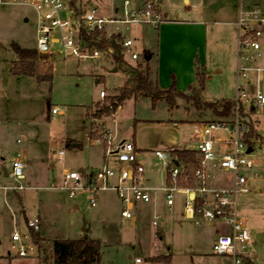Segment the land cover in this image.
Returning <instances> with one entry per match:
<instances>
[{"label":"rangeland","instance_id":"obj_1","mask_svg":"<svg viewBox=\"0 0 264 264\" xmlns=\"http://www.w3.org/2000/svg\"><path fill=\"white\" fill-rule=\"evenodd\" d=\"M78 1L97 6L103 15L111 16L112 6L122 0ZM202 3L203 0H190L189 3L160 0L159 7L162 12H168V19L197 20L200 19ZM253 6L263 9L261 4ZM229 10L217 16L210 13L206 16L204 53L207 64L201 68L205 80L200 84L196 74L192 88L184 90L185 94L195 97L174 94L170 103L164 97L154 101L142 93L125 100L122 109L113 115L104 111L107 102L119 93L120 88L129 84L137 71L144 70L147 63L150 64V78L156 81L158 28L140 24H131L129 29L122 26L123 34L133 39V49L139 58L128 56L131 62L119 63L120 68L115 72H106L111 68L100 67L96 60H84L79 65L83 61L61 53L45 60L38 59L40 72L50 71L55 61L53 80L39 82L34 77L19 78L12 71L17 58L12 43L29 48L36 46V10L26 4L0 6V166L11 169L14 156L22 148L30 152L31 159L25 167L26 189H4L2 186L16 182L0 172V264H54L55 239L80 240L83 236L100 240V264H136L137 257L142 260L137 264H231L228 257L214 254L212 249L217 235L227 231L225 222L187 220L181 215V200L173 209H163V225L155 228L153 212L146 211L144 206L135 218L122 217V203L113 190L99 191L97 204L92 206L89 196L93 192L85 187L86 176L82 180L84 187L78 188L73 197L69 196L68 189L59 187L65 168L80 172L84 169L87 176L93 178L97 169L102 167L103 146L92 143L90 132L99 134L108 128L119 138L134 139L143 151L146 167L154 181L161 169V161L154 155L156 149L195 147L191 121L218 117L210 109L199 108L195 102L233 99L237 93L239 57L235 22L238 18L235 9ZM138 27L149 30L147 37L142 36L147 40L146 46L142 45L141 35L136 34ZM114 28V24H107L109 32ZM261 40L264 42V35ZM151 51H154L153 59H146ZM85 63H94L97 68L101 80L97 85V76L83 66ZM101 88H105L107 96L99 100ZM200 89H203L201 93L196 94L195 90ZM53 106L62 111L53 116ZM252 119L264 137V106L253 110ZM60 149L65 152L61 159ZM38 154L39 160L35 159ZM258 167L260 177L252 180L251 190L239 192L236 199L238 214L246 218L250 232L256 237L258 233L262 239V252L258 249V254L264 264L263 153L258 157ZM232 177L230 171L219 172L209 184L213 187L229 185ZM258 185L261 189H257ZM25 213L28 217L38 214L41 218L46 232L40 235V245L35 244L29 234ZM15 231L30 235L26 245L28 256L17 255L12 246ZM15 244L19 246L18 242ZM160 254H171L172 260L169 263L154 261V256Z\"/></svg>","mask_w":264,"mask_h":264},{"label":"built area","instance_id":"obj_2","mask_svg":"<svg viewBox=\"0 0 264 264\" xmlns=\"http://www.w3.org/2000/svg\"><path fill=\"white\" fill-rule=\"evenodd\" d=\"M159 2L122 0L112 6L111 16L103 15L97 6L78 0H0V6L26 4L36 10L35 48L39 54H47L42 59L64 53L80 61L96 60L103 68H113L114 65L117 68L120 62L116 59L111 39L114 35L121 36L117 41L123 63L127 56L138 59L139 54L133 49L134 41L123 34L122 26L129 29L131 24H140L159 28L165 20ZM107 24H114L115 28L109 32ZM236 25L239 64L233 106L228 115L191 121L195 147L186 149L193 151V158L180 157L173 152L174 149H156L154 155L161 161L164 178L161 184L151 185L146 177V164L139 156L135 141L118 139L112 130L105 128L92 139L93 143L103 146L104 163L93 178L86 177L85 187L93 192L89 196L92 206L97 204L99 191L113 190L122 203L121 216L126 219L135 218L142 206H153L152 223L155 228L161 226L162 218L157 206L159 195L170 208L180 199L185 219L193 222L200 219L222 220L229 228L214 240V254L228 257L231 264H255L252 234L246 218L238 214L236 196L239 192L251 190L252 180L261 174L258 157L264 154V137L252 119V112L264 106V65L258 63L263 56L264 13L258 7L243 5ZM103 40H107L108 44L102 46ZM99 96L101 99L107 96L105 88L100 89ZM110 103L108 101L107 105ZM121 109L122 105L117 112ZM61 111L57 106L51 108L53 116ZM114 120L117 118L114 117ZM58 154L61 159L65 152L60 149ZM224 171L233 173L231 183L211 186L209 180ZM0 172L4 174L2 166ZM8 173L16 183L2 186L4 189L18 191L28 187L24 183L25 163L21 157L14 158ZM83 177L79 170H67L59 187L68 189L69 196L73 197L78 188L84 187ZM26 222L34 241L32 232L42 233L41 218L36 214ZM29 234L13 233L12 246L16 248L17 255H29L26 247ZM141 262L140 257L135 258L136 264Z\"/></svg>","mask_w":264,"mask_h":264},{"label":"crops","instance_id":"obj_3","mask_svg":"<svg viewBox=\"0 0 264 264\" xmlns=\"http://www.w3.org/2000/svg\"><path fill=\"white\" fill-rule=\"evenodd\" d=\"M136 1L142 2L144 0H136ZM184 1L186 3L190 2V0H184ZM257 4L262 5V8H263L262 11L264 13V0H203L202 9H201V13H200V19H197V20L168 19V12H163L164 16H165V20L162 22V24L158 28V36H157L158 37V50L156 53V62H155V66H154L155 77H156V80L158 81L159 86L163 89L168 88L170 86V83L172 80L171 75L174 74L176 76V79H177L178 90L184 92V90H186L189 85L194 84V82L196 80L197 69L199 67H200V69L205 68V66L207 64L206 59H205V53H204L205 47H206V38H207V27L205 25L208 22L206 20V16L209 13L211 16H217L221 13H223V14L228 13L230 11L229 9L233 8V9H235V11L237 13V18H238L239 10L243 5L253 6V5H257ZM236 22H235V24H236ZM136 31H137L136 34L139 37H140V35L142 37L144 34H145V37H147L149 35L148 29L145 30L144 28L138 27V28H136ZM237 38H238V35H237ZM146 41L147 40H145L142 37V45L146 46V44H147ZM25 48H29V47H25ZM262 51H263V56L258 61V63L264 65V42H263V40H262ZM237 54H238V51H237ZM147 55H151L150 59L152 60L153 56H154V51H151ZM16 56H17V58L15 61H17L19 59L17 54H16ZM39 58H41V59L43 58L41 56V54H40ZM82 61L83 62H79V65H80V63H84V60H82ZM126 61L131 62L130 60H128V56H127ZM54 63H55V61H54ZM54 63L52 65V68L54 67ZM97 65H99V63ZM83 66L85 68L91 69V72H93L94 75L97 76V78L95 80L96 85H97V83L101 82V80L97 74V71H96L97 68L94 66V63H89V64L85 63V64H83ZM112 67L113 68L107 70L106 72H108V71L109 72H115L113 70L114 68H116L115 65ZM52 68H51V71L53 74ZM118 68H120V67H117V70H118ZM220 70H217V71H220ZM17 76L19 78L34 77V76H29V75H17ZM34 78H36V77H34ZM100 99H101V97L99 98V100ZM91 131H94V130L91 129ZM30 132H33V131L30 130ZM0 135L2 136V133H0ZM116 137L119 139V137L117 135H116ZM120 138H122V137H120ZM18 142H20V141L18 140ZM92 143H93V141H92ZM93 144H95V143H93ZM135 144H136V142H135ZM74 145L79 146L80 143H74ZM184 148L186 149V148H193V147H182V148L173 147L170 150L184 149ZM138 150L140 153L139 154L140 158L145 162V159L142 156L143 151H140L139 148H138ZM103 152H104V148H103ZM1 157L3 158L2 150H1ZM16 157H21L23 159V161L25 163V167L31 161L30 152L24 148H22L18 152V154L14 156V158H16ZM103 157H104V153H103ZM39 158H40V154H38L37 158H35V159L39 160ZM258 169L261 173V170L259 167H258ZM67 170H70V169L65 168L63 173ZM81 172H82L83 176L88 177L87 173H85L84 169ZM62 176H63V174H62ZM146 177H147V181L149 184L159 185L163 181L164 173H163V170L161 168L158 171L157 177L154 181V178L152 177L151 172H149V169H147V167H146ZM257 189H261V186L258 185ZM161 196L162 195L160 194L159 200H158L159 202H158L157 206H158L160 212L162 213L163 209L165 207H168V206L165 205L164 200H163V196L162 197ZM161 198H162V201H161ZM176 204H177V202H176ZM176 204H175V206H176ZM174 207H172V208L168 207V208L171 210ZM144 208L146 211L150 212V211H152L153 206H144ZM23 211L25 212V209H23ZM182 213H183V204L181 206V215H182ZM24 215H25V219L27 221V219L29 217L26 215V213ZM197 222H195V223H197ZM161 225H163V222H161ZM248 226H249V223H248ZM250 228H251V226H250ZM228 230H229V228H227V231ZM45 232H46V230L42 228V234H44ZM251 234H252V238H253V242H254V248L256 251L255 264H262V259H261L260 255L258 254V252H259L258 249L262 252V247H263L262 239L260 238L258 233H257V235H258L257 237L254 236L252 231H251ZM171 260H172V255H171L170 261Z\"/></svg>","mask_w":264,"mask_h":264},{"label":"trees","instance_id":"obj_4","mask_svg":"<svg viewBox=\"0 0 264 264\" xmlns=\"http://www.w3.org/2000/svg\"><path fill=\"white\" fill-rule=\"evenodd\" d=\"M121 36L114 35L113 39H111L110 43L114 46L116 51V59L120 62H124L123 55L120 51V45L117 39H120ZM108 44L107 40H103L101 45L105 46ZM12 47L18 55V60L16 61L12 71L16 75H29L36 77L37 81H52L53 74L52 71L48 72H40V68L38 66V59L40 54L35 48H25L20 46L18 43L13 42ZM135 70V69H134ZM137 71V70H136ZM150 68L149 64L145 65V69L136 73L133 79L129 80V84L120 88L119 93L116 94L111 103L106 105L105 110L107 113H115L117 108L127 99L137 96L138 94H146L151 96L155 101L159 98L164 97L172 102V96L174 94L185 95L186 97H195V95H187L184 92L178 90L177 88V79L174 74L171 75V84L168 88L163 89L159 86L158 81H153L150 78ZM197 77L200 84L204 83L205 74L202 73L200 67L197 69ZM131 82V83H130ZM192 88V85L188 86ZM195 89V88H194ZM195 104L199 108L210 109L217 116H225L228 115L233 106V100L230 98H224L219 101H205L195 102ZM100 133L96 134L90 132V136L92 139L99 136ZM70 144V142H68ZM174 153L178 154L183 158H193V151L190 149H174ZM34 241L37 245H40L41 234L32 232ZM101 242L98 239H90L88 236L83 240H71V239H55L53 242V259L54 264H93L94 262H98L100 264L101 259ZM171 259V255H156L154 256V261H164L169 263Z\"/></svg>","mask_w":264,"mask_h":264},{"label":"water","instance_id":"obj_5","mask_svg":"<svg viewBox=\"0 0 264 264\" xmlns=\"http://www.w3.org/2000/svg\"><path fill=\"white\" fill-rule=\"evenodd\" d=\"M41 56H42L43 58H45V57H47V54H41ZM150 58H151V55H147V56H146V59H150ZM9 65H10V64H9ZM113 70L116 71L117 68H114ZM201 91H202L201 89H200V90H195V93H196V94H199V93H201ZM2 170H3V173H4L5 176H8V175H9V173H8V168H7L5 165L2 166ZM85 237H86V236H83V237L81 238V240L85 239ZM93 264H98V262L96 261V262H94Z\"/></svg>","mask_w":264,"mask_h":264}]
</instances>
